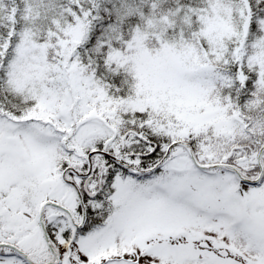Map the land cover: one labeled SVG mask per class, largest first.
<instances>
[{"label": "snow or ice", "instance_id": "obj_1", "mask_svg": "<svg viewBox=\"0 0 264 264\" xmlns=\"http://www.w3.org/2000/svg\"><path fill=\"white\" fill-rule=\"evenodd\" d=\"M0 264H264V0H0Z\"/></svg>", "mask_w": 264, "mask_h": 264}]
</instances>
